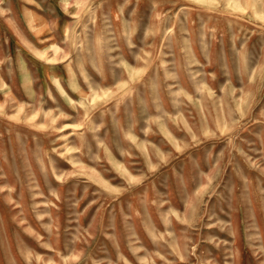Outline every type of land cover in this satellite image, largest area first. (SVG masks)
<instances>
[{
	"label": "rangeland",
	"instance_id": "374dc122",
	"mask_svg": "<svg viewBox=\"0 0 264 264\" xmlns=\"http://www.w3.org/2000/svg\"><path fill=\"white\" fill-rule=\"evenodd\" d=\"M0 264H264V0H0Z\"/></svg>",
	"mask_w": 264,
	"mask_h": 264
}]
</instances>
